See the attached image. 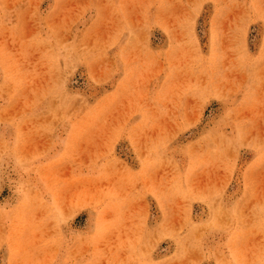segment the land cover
<instances>
[{"label": "rangeland", "instance_id": "obj_1", "mask_svg": "<svg viewBox=\"0 0 264 264\" xmlns=\"http://www.w3.org/2000/svg\"><path fill=\"white\" fill-rule=\"evenodd\" d=\"M0 264H264V0H0Z\"/></svg>", "mask_w": 264, "mask_h": 264}]
</instances>
